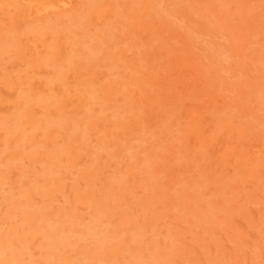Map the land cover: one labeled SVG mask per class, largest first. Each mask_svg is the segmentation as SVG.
Returning a JSON list of instances; mask_svg holds the SVG:
<instances>
[{"label": "rangeland", "instance_id": "374dc122", "mask_svg": "<svg viewBox=\"0 0 264 264\" xmlns=\"http://www.w3.org/2000/svg\"><path fill=\"white\" fill-rule=\"evenodd\" d=\"M27 13L0 0V264H264V0Z\"/></svg>", "mask_w": 264, "mask_h": 264}, {"label": "bare ground", "instance_id": "6f19581e", "mask_svg": "<svg viewBox=\"0 0 264 264\" xmlns=\"http://www.w3.org/2000/svg\"><path fill=\"white\" fill-rule=\"evenodd\" d=\"M18 3H21L22 5L27 7V14H30V12L34 13H47L49 11H54V10H65L69 6V3L71 0H55L54 2H48L44 3L42 5H34L33 0H15ZM11 37H9L7 34H1L0 35V52L5 48L7 49V45L10 43ZM33 48H37L36 45L33 46ZM11 129V127H10ZM11 131V130H10ZM55 235L49 234L48 237L54 238ZM7 247V246H5ZM8 249V248H6ZM13 259L17 260V257L14 256Z\"/></svg>", "mask_w": 264, "mask_h": 264}]
</instances>
